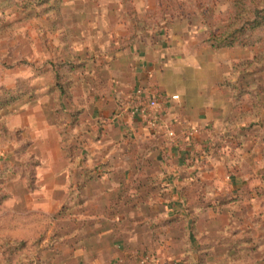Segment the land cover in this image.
I'll return each mask as SVG.
<instances>
[{"label":"rangeland","instance_id":"374dc122","mask_svg":"<svg viewBox=\"0 0 264 264\" xmlns=\"http://www.w3.org/2000/svg\"><path fill=\"white\" fill-rule=\"evenodd\" d=\"M103 2L111 10L109 20L133 22L125 27L131 36L143 29L154 36L167 20H194L199 25L203 21L208 36L222 31L234 11L232 0H0V104L9 100L7 90H27L17 101L0 108V264H77L75 247L85 243L94 228V220L84 218L81 187L83 182L107 179L111 172H102L99 166L103 163H91L92 167L82 171L84 178L79 176L70 186L56 213L51 207L37 209L35 204L44 199L37 193L43 188L37 173L41 159L28 131L12 122L45 116L57 127L66 156L77 165L79 161L85 164L88 158L82 150L96 137L80 133L83 107L74 100L73 88L81 71L69 73L70 65L65 63L81 66L84 61L70 56L71 46L64 45L70 32L63 22L103 20ZM255 3L264 7V0ZM142 23L149 27L143 28ZM259 38H264V31ZM247 50L242 55L251 59L260 50L264 52V42ZM234 84L238 86L235 118L245 123L239 138L231 140L235 150L220 151L226 145L216 147L220 141L212 142L202 147L203 152L199 150L202 155L193 166L189 162L179 171L171 164L156 176L188 182L177 189L186 197L184 211L191 215L198 209H228L233 213L229 225L214 231L207 225L197 229L195 218L164 219L158 213L147 219L120 216L112 225L114 240L126 244L136 234L134 240L146 244L135 249L134 264H150L155 259L154 249L163 242L164 226L173 244L182 247L178 258L183 263L264 264V61L240 73ZM214 145L221 153L213 152ZM211 156L218 162H210ZM143 173L131 171V182ZM232 178L243 185L228 187L226 182ZM118 179L126 182L123 171ZM145 200L136 201V207L155 212L163 209L155 203L147 205ZM96 242L94 237L87 244L96 246Z\"/></svg>","mask_w":264,"mask_h":264},{"label":"crops","instance_id":"0c3cea01","mask_svg":"<svg viewBox=\"0 0 264 264\" xmlns=\"http://www.w3.org/2000/svg\"><path fill=\"white\" fill-rule=\"evenodd\" d=\"M103 5V20L63 22L71 34L64 45L71 46L70 56L73 54L84 61L81 77L73 88L74 100L83 107L80 133L96 137L90 147L82 150L88 158L85 164L79 161L77 165L66 156L57 127L45 116L32 115L22 122L17 118L12 125L28 131L41 159L37 173L43 188L37 193L44 199L35 204L37 209L51 207V212L56 213L67 198L70 186L79 176L84 178L82 171L92 167L91 163H103L99 166L102 172H111L107 179L82 184L84 218L93 219L94 228L89 232L90 238L75 247L74 253L79 256L77 264H134L135 249L146 244L137 243L136 234L126 244L114 240L112 225L120 216L147 219L158 213L164 219L195 218L197 229L207 225L214 231L229 225L233 213L228 209H198L191 215L184 211L186 197L177 189L188 182H170L166 177L156 176L171 164L179 171L189 162L193 166L202 155L199 150L203 152L204 146L212 144L207 135L186 138L183 126L209 127L215 135L213 142L226 145L220 151L235 150L231 140L239 138L245 123L235 118V98L226 84H234L239 76V73L233 74L234 65L249 58L242 55L247 49L214 50L207 42L203 21L199 25L194 20H167L160 24L154 36L146 29L134 31L135 36H131L125 27H131L133 22L109 20L111 10L107 2ZM145 26L142 23L143 28L149 27ZM148 82L157 84L168 96L180 98L166 114V120L179 136L175 142L153 132L142 116L132 115L130 111L131 97L139 86ZM216 149L214 145L213 152H220ZM211 159L218 162L213 156L210 162ZM122 171L126 182L118 179ZM131 171L144 173L131 182ZM226 183L232 188L244 182L232 178ZM139 199L163 209L161 212L138 209L135 203ZM168 230L165 226L161 228L163 242L155 246V259L150 264H186L178 258L182 247L173 244ZM94 237L96 246H88L87 241Z\"/></svg>","mask_w":264,"mask_h":264},{"label":"trees","instance_id":"16d2710c","mask_svg":"<svg viewBox=\"0 0 264 264\" xmlns=\"http://www.w3.org/2000/svg\"><path fill=\"white\" fill-rule=\"evenodd\" d=\"M256 1L258 0H232L234 11L231 14L229 22L222 31L210 32L208 34L207 42L214 50L233 48L246 50L251 47L261 45L264 42V38H259V33L264 31V7H262L260 3L255 5ZM263 61L264 52L260 50L255 53L251 59L235 64L233 74L246 72L259 64H262ZM65 64L70 65V70H67L69 73H73L76 69L81 68V66H74L71 62ZM65 64H63V68L67 67ZM226 85L231 89L233 95H235L238 90V86L230 82ZM20 91L22 92H20L21 94L19 92H10L9 90L6 92L3 91L7 96L6 98L9 100L0 104V108L1 106L3 107L7 105V103H14L22 97L23 94H26L27 90L24 91L23 89ZM244 94V92H241L240 95ZM240 95H238V97H240ZM221 145L222 144L220 143L217 147H220Z\"/></svg>","mask_w":264,"mask_h":264},{"label":"built area","instance_id":"2783aa9c","mask_svg":"<svg viewBox=\"0 0 264 264\" xmlns=\"http://www.w3.org/2000/svg\"><path fill=\"white\" fill-rule=\"evenodd\" d=\"M179 96H168L161 91L157 84L148 82L139 86L130 100V111L132 115L142 116L147 126L156 133L164 134L168 140L177 141V135L173 125L166 120V114L171 104L179 101ZM181 123V121H178ZM183 134L192 139L196 136L207 135L212 143L215 139L214 132L209 127H187L183 126ZM209 146H211L209 144Z\"/></svg>","mask_w":264,"mask_h":264}]
</instances>
